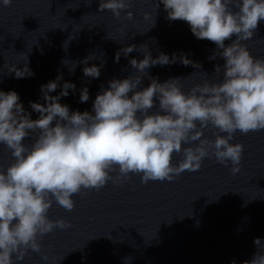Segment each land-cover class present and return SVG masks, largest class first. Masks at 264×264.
<instances>
[{"label": "clouds", "instance_id": "clouds-1", "mask_svg": "<svg viewBox=\"0 0 264 264\" xmlns=\"http://www.w3.org/2000/svg\"><path fill=\"white\" fill-rule=\"evenodd\" d=\"M11 3L2 0L4 7ZM160 3L169 21H185L197 39L216 45L218 51L209 59L225 61L222 67L214 66V73L223 68L222 80H205L186 93L181 82L184 78L161 83L147 72L152 66L174 63L178 57L173 54L170 59L160 53L153 58L147 51L143 59L129 61L139 74L109 81L108 88L96 95L91 112L70 111L67 104L60 103L70 89L75 91L72 82H64L58 95H49L60 86L62 75L41 85L45 104L29 102L32 111L39 114L37 119H31L16 91L0 90V145L14 158L6 169L0 166V264L22 261L29 249L40 253L38 236L55 228H70L69 222L51 220L47 213L53 201L72 211V197L82 189L99 190L109 180L124 182L129 174L140 175L144 184L170 182L186 170L198 171L204 158L211 156L225 166L231 162L233 174L240 171L244 146L230 141L237 131L247 134L264 129V58L251 55L242 43L252 39L259 22L264 21V0ZM130 7L129 0H100L98 11L110 10L119 19ZM132 17L133 13L126 11V19ZM227 40L231 43L226 46ZM134 50L135 44L119 49L115 62L121 54L127 57ZM179 59L185 66L193 63L184 56ZM89 60L91 55L74 62L75 67L83 63L84 76L98 79L103 64L87 66ZM63 63L66 65V60ZM9 72L16 78L33 75L27 64L23 69L14 65ZM145 77L151 82L141 89ZM79 100H89L87 87L80 90ZM209 125L226 135L217 134L214 141L202 138ZM29 137L30 146L23 143ZM196 141L199 143L194 147H182ZM174 153H182L178 164H173ZM117 169L118 175H110ZM254 244L258 249L261 239L255 238ZM42 259L47 260V256ZM244 264H264V252L257 250Z\"/></svg>", "mask_w": 264, "mask_h": 264}]
</instances>
